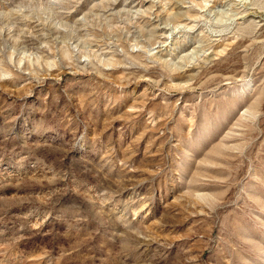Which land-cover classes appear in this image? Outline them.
Wrapping results in <instances>:
<instances>
[{
  "label": "rangeland",
  "instance_id": "1",
  "mask_svg": "<svg viewBox=\"0 0 264 264\" xmlns=\"http://www.w3.org/2000/svg\"><path fill=\"white\" fill-rule=\"evenodd\" d=\"M0 264H264V0H0Z\"/></svg>",
  "mask_w": 264,
  "mask_h": 264
}]
</instances>
